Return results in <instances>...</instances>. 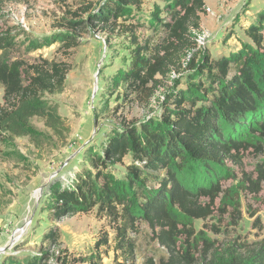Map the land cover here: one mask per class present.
<instances>
[{"label":"trees","instance_id":"16d2710c","mask_svg":"<svg viewBox=\"0 0 264 264\" xmlns=\"http://www.w3.org/2000/svg\"><path fill=\"white\" fill-rule=\"evenodd\" d=\"M6 1L28 0H0ZM161 1L164 7L153 11L152 34L143 42L135 33L138 24L131 19L143 0H101L99 4L87 0L84 7L70 9L69 17L60 18L59 26L67 31L55 34L49 43H59V50L68 55L80 45L77 33L82 28H95L108 36L130 33L134 43L131 62L118 73L116 85L123 89L124 100L149 102L158 88L159 76H165L170 66L179 65L180 55L192 46V29L200 28V14L206 5L205 0ZM11 33V29L0 26V85L4 90L0 141L28 137L44 149L49 139L33 121L39 118L63 146L70 129L58 106L46 95L63 91L69 64L41 54L33 61L14 56L17 45ZM245 34L248 39L242 47L228 54L206 56L199 62L189 57L186 68L192 72L190 83L165 95L158 118H147L138 125L124 121L103 142L102 152L87 147L85 164L72 184L51 189L53 216L60 219L97 209L98 215L113 225L115 235L114 246L110 247L106 232L96 248L109 246L127 262L136 254L132 235L141 220L170 251L167 264H188L198 243L211 248L212 241L203 230L194 229L193 221H206L213 215L216 201L226 192L220 209L228 212L227 207L234 204L240 215L239 195L233 189L225 190L223 176L229 163H241L248 150L264 153V11L245 28ZM42 47L41 41H31L27 50ZM195 74L198 81H193ZM127 157L131 161L125 177H117L109 167L122 164ZM240 188L260 193L264 188V160L257 164L256 176L244 174ZM256 215L251 213L254 227L262 228V219ZM60 238L59 228L50 226L42 238V249L46 250L23 260L14 259L13 263L49 264L52 252L61 246ZM181 238L187 244L183 250L177 248ZM255 245L247 256L233 254L215 264H264V238ZM61 252L57 251V261L73 264Z\"/></svg>","mask_w":264,"mask_h":264},{"label":"rangeland","instance_id":"374dc122","mask_svg":"<svg viewBox=\"0 0 264 264\" xmlns=\"http://www.w3.org/2000/svg\"><path fill=\"white\" fill-rule=\"evenodd\" d=\"M92 1L99 4L101 0ZM85 3L87 0L0 2V26L12 30L17 45L14 56L33 61L41 54L48 59L65 60L70 67L63 91L46 95L67 120L70 131L66 143L60 146L57 137L39 118L33 121L49 139L44 149H39L28 137L0 141V248H6L0 253V264H14V259L23 260L45 251L42 238L52 225L60 230L61 246L54 249L49 264H63L57 261L58 250L73 264H167L170 251L143 220L132 235L137 249L130 262L118 258L109 246L96 248V242L106 232L110 247L114 246L113 225L99 216L97 209L55 218L50 209L51 189L70 186L85 164V149L92 146L102 152L103 142L124 121L138 125L147 118H158L165 95L190 83L192 72L186 68L189 57L199 62L206 56L217 58L240 49L248 39L245 28L264 11V0H205L201 26L191 32L192 46L180 55L179 65L170 66L165 76H159L153 98L142 102L124 100L123 89L116 85L118 73L131 62L134 43L130 33L120 31L108 36L95 28L90 31L82 28L77 33L80 45L68 55L59 50V43H49L55 34L67 31L59 26L60 18L69 17L70 9H81ZM163 7L161 0H143L141 8L134 9L131 19L138 24L135 33L140 42L152 34L153 11ZM31 41H41L43 47L29 51ZM194 77L193 81H198L197 74ZM3 93L0 85V102ZM262 160L264 153L257 155L248 150L241 163H229L222 183L225 190L233 189L239 195L241 214L236 213L234 204L227 207L228 212L220 209L226 192L216 201L213 215L206 221L195 219L194 229L203 230L213 246L205 248L198 243L191 250L188 264H215L233 254L247 256L255 243L264 238V188L258 194L240 188L244 174L256 176L257 164ZM130 161L127 157L122 164H112L109 169L124 178ZM253 211L261 217L262 228L254 227ZM25 224V232L13 242L15 230ZM184 240L180 239L178 249L187 247ZM87 259L90 262H83Z\"/></svg>","mask_w":264,"mask_h":264},{"label":"bare ground","instance_id":"6f19581e","mask_svg":"<svg viewBox=\"0 0 264 264\" xmlns=\"http://www.w3.org/2000/svg\"><path fill=\"white\" fill-rule=\"evenodd\" d=\"M26 227H27V225L25 224V226L23 225L22 227H20V228H18L17 230H15L16 231V233H15V237H14V239H12V241L13 242H15L24 232H25V230H26ZM14 244V243H13ZM10 246V245H9ZM3 248H5V247H3Z\"/></svg>","mask_w":264,"mask_h":264},{"label":"water","instance_id":"95a60500","mask_svg":"<svg viewBox=\"0 0 264 264\" xmlns=\"http://www.w3.org/2000/svg\"><path fill=\"white\" fill-rule=\"evenodd\" d=\"M42 190V189H41ZM6 250V248H0V253L4 252Z\"/></svg>","mask_w":264,"mask_h":264}]
</instances>
